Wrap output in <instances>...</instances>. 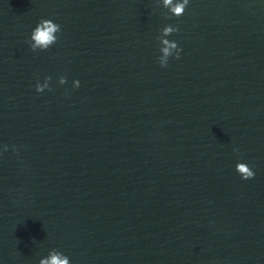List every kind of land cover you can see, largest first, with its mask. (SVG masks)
Segmentation results:
<instances>
[{"label":"water","instance_id":"water-1","mask_svg":"<svg viewBox=\"0 0 264 264\" xmlns=\"http://www.w3.org/2000/svg\"><path fill=\"white\" fill-rule=\"evenodd\" d=\"M50 252L264 264V0H0V264Z\"/></svg>","mask_w":264,"mask_h":264},{"label":"clouds","instance_id":"clouds-1","mask_svg":"<svg viewBox=\"0 0 264 264\" xmlns=\"http://www.w3.org/2000/svg\"><path fill=\"white\" fill-rule=\"evenodd\" d=\"M189 0H164V6L169 9V11L175 16H181L185 12L186 5L188 4ZM61 28L60 25L55 23L51 19H41L35 28L31 32V48L35 51L36 49H47L52 44L57 41L56 33L60 32ZM179 31L178 27H173L168 25L164 28L165 34H172L173 32ZM168 44V41L164 42ZM171 49H175L176 58H179V53L181 49L178 47L176 41L172 42L169 47L163 49L165 57L171 54ZM167 59L161 60V66H167ZM45 80H51V77L48 76ZM67 78L65 76H61L59 78V83L64 84L66 83ZM74 87H79V80H74ZM46 85H41L37 82L36 91L43 92ZM49 90H51L49 88ZM234 151H238V149H233ZM236 171L241 175L243 179H250L254 176V172L252 168L249 167L247 163L238 162L236 164ZM39 264H70V259L68 256L64 255L61 252H50L49 257L41 258Z\"/></svg>","mask_w":264,"mask_h":264}]
</instances>
